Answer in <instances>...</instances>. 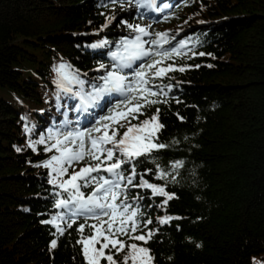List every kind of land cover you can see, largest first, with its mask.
Returning a JSON list of instances; mask_svg holds the SVG:
<instances>
[{
	"label": "trees",
	"instance_id": "obj_1",
	"mask_svg": "<svg viewBox=\"0 0 264 264\" xmlns=\"http://www.w3.org/2000/svg\"><path fill=\"white\" fill-rule=\"evenodd\" d=\"M139 23L134 8L120 0H0V264H83L76 243L83 219L59 237L54 250L55 229L44 223L64 211L54 205L67 195L49 183L50 169L37 166L58 155L45 151L55 139L36 144L35 152L28 144L50 130L61 136L75 131L74 111L90 113L94 127L123 99L103 98L97 111L85 110L77 94L103 83L100 78L117 63L113 53L123 55L122 42L132 32L127 25ZM150 32L153 38L167 33L163 50L186 44L180 56L164 61L186 70L155 81L172 86L167 103L146 107L132 121L159 108L164 128L158 143L169 145L153 153L155 160L141 157L136 171L152 169L144 178L165 185L155 178L156 166L171 171L180 160L184 166L166 184L175 198L165 208L159 206L164 197L129 190L130 203L136 194L144 197L140 219H151L147 227L155 232L147 244L129 243L147 248L151 264L264 261V0H182ZM136 62L138 70L145 60ZM124 168L127 175L130 166ZM165 216L179 219L159 224Z\"/></svg>",
	"mask_w": 264,
	"mask_h": 264
},
{
	"label": "snow or ice",
	"instance_id": "obj_2",
	"mask_svg": "<svg viewBox=\"0 0 264 264\" xmlns=\"http://www.w3.org/2000/svg\"><path fill=\"white\" fill-rule=\"evenodd\" d=\"M137 6L145 7L139 0ZM147 6L152 7L151 0ZM127 27L135 32L136 36L122 42L126 55L118 56L113 53L112 59L118 61L115 70L107 72L100 78L102 84L92 85V93L77 94L80 97V107L85 110L87 107L97 105L104 96L112 93L123 99L115 104L108 115L96 119L94 127L68 131L62 136L50 130L47 138L41 136L35 143L28 144L35 152L36 144L45 145L46 139H55V143L46 146L45 151L55 150L58 155H52L42 165L37 166L50 169L53 176L49 183L59 187L67 195L58 198L54 205L56 209L64 211L53 215L44 223L52 225L55 229L53 233L55 238L50 241V247L54 250L58 246L59 237L63 236L67 229H71L78 219H83V223L76 229L80 234L76 243L80 245L83 264H102V261L104 264H151L154 258L147 248L137 243H129L141 241L147 244L155 235V232L147 227L152 220L140 219L144 213L141 211L139 201L144 197L136 194L130 203L129 190L146 189L150 191L152 197H164L159 206L165 208L168 202L175 198L174 193L166 191V184L170 177L171 182H175L178 170L184 166L182 160L173 162L171 171H165L157 165L155 178L164 180L165 185H156L144 178L152 173V169L138 174L136 162H143L140 160L141 157H152L155 160L153 153L160 152L169 145L158 143V134L164 128L160 122L159 108L148 119L137 124H133L132 121L139 120L146 107L167 103L166 97L172 86L158 84L155 81L170 78L169 73L186 70L185 67L164 63L175 56H180L186 44L182 42L179 48L163 50L164 45L169 43L167 33H155L154 39L145 40L144 37L151 35L146 27L140 25ZM146 44L150 47L145 48ZM199 55L203 56L205 53L201 52ZM138 59L145 60V63L137 70L133 68V64ZM63 68L64 66H61V69ZM100 68L103 69L104 65L101 64ZM125 68L133 69L131 80L127 75L121 74ZM67 78L65 75V79ZM76 82L83 87V81L77 79ZM180 119L183 120V117ZM121 128L125 129L122 134ZM26 131L30 132L31 129ZM16 151L19 152L21 149L17 148ZM80 163L84 166L77 171L74 165ZM124 165H129L131 169L127 175ZM64 176L68 178L57 184V179ZM84 188H91L90 193L86 194L82 190ZM56 196L61 197V193L57 192ZM173 219L179 217L165 216L159 220V224H168ZM120 253L124 255L117 261L116 256ZM253 264H264V261L254 260Z\"/></svg>",
	"mask_w": 264,
	"mask_h": 264
},
{
	"label": "rangeland",
	"instance_id": "obj_3",
	"mask_svg": "<svg viewBox=\"0 0 264 264\" xmlns=\"http://www.w3.org/2000/svg\"><path fill=\"white\" fill-rule=\"evenodd\" d=\"M144 2V5L145 6H147V4L149 3V0H143ZM163 4V3H162ZM165 5H163L162 7H164ZM137 10V9H136ZM141 14V16H143V14L142 13H140ZM147 22H150L151 21V18H148V17H145L144 18ZM151 23V22H150Z\"/></svg>",
	"mask_w": 264,
	"mask_h": 264
}]
</instances>
